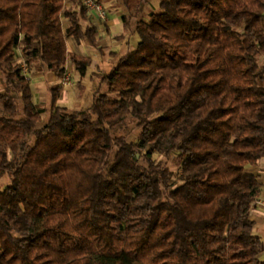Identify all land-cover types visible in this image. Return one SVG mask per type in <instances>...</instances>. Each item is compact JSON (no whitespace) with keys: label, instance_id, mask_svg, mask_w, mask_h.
I'll return each instance as SVG.
<instances>
[{"label":"trees","instance_id":"16d2710c","mask_svg":"<svg viewBox=\"0 0 264 264\" xmlns=\"http://www.w3.org/2000/svg\"><path fill=\"white\" fill-rule=\"evenodd\" d=\"M70 1L0 0V264H264L263 184L246 172L264 158V0H162L147 16L121 0L138 44L111 53L90 107L53 87L40 126L30 75L60 81L71 62L84 79L93 58L68 41L103 37Z\"/></svg>","mask_w":264,"mask_h":264},{"label":"rangeland","instance_id":"374dc122","mask_svg":"<svg viewBox=\"0 0 264 264\" xmlns=\"http://www.w3.org/2000/svg\"><path fill=\"white\" fill-rule=\"evenodd\" d=\"M162 0H146L142 13L147 16L153 9L158 8ZM68 0V5L70 4ZM104 6L108 13L107 24L101 23L99 25L102 33V39L100 41L99 48H92L89 45L77 44L74 40L68 41L70 53H80L82 55L91 56L93 58L92 66H90L87 75L84 79L78 71L75 70L74 65L68 63V76L66 80H58L50 71L44 70L41 72H35L30 75L33 90L34 100L36 103L41 104L42 107L47 108V113L43 115L44 125L50 117V109L52 105V93L51 89L62 83L63 91L59 100V105L68 108L69 110L88 108L93 104L95 94L100 86L99 75L109 73L117 62V57H112L111 53L117 52L119 55L134 49L139 42V36L135 31L136 21L133 23L132 28L129 31H125L122 23V14L125 11L121 0H103ZM106 25H109L110 31L106 32ZM21 59V58H20ZM26 69V68H25ZM5 88V82L0 77V92ZM123 133L130 138H135L138 130L134 128L133 124L126 126ZM157 161L163 159L157 154L154 155ZM170 167L174 170V181L177 179L180 170V164L177 156L169 161ZM256 165L250 164L246 167V172L252 173ZM11 179L9 177L0 178V188H5ZM261 236V235H260ZM264 240V236H261ZM57 240V238H54ZM264 260V253L262 254Z\"/></svg>","mask_w":264,"mask_h":264},{"label":"crops","instance_id":"0c3cea01","mask_svg":"<svg viewBox=\"0 0 264 264\" xmlns=\"http://www.w3.org/2000/svg\"><path fill=\"white\" fill-rule=\"evenodd\" d=\"M252 174L257 175L260 182L263 184L262 190L258 195L257 202L253 207L251 214L257 222L256 234L264 236V158L256 164Z\"/></svg>","mask_w":264,"mask_h":264},{"label":"built area","instance_id":"2783aa9c","mask_svg":"<svg viewBox=\"0 0 264 264\" xmlns=\"http://www.w3.org/2000/svg\"><path fill=\"white\" fill-rule=\"evenodd\" d=\"M86 6L88 14L90 15L92 21L97 22L99 25L101 23L108 22V13L104 6L103 0H81ZM67 76L64 77V80L67 81ZM63 80V81H64Z\"/></svg>","mask_w":264,"mask_h":264}]
</instances>
